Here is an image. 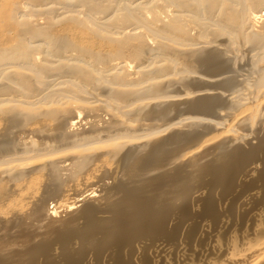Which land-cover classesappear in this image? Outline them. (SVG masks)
Listing matches in <instances>:
<instances>
[{
	"label": "bare ground",
	"instance_id": "6f19581e",
	"mask_svg": "<svg viewBox=\"0 0 264 264\" xmlns=\"http://www.w3.org/2000/svg\"><path fill=\"white\" fill-rule=\"evenodd\" d=\"M0 264H264V0H0Z\"/></svg>",
	"mask_w": 264,
	"mask_h": 264
},
{
	"label": "rangeland",
	"instance_id": "374dc122",
	"mask_svg": "<svg viewBox=\"0 0 264 264\" xmlns=\"http://www.w3.org/2000/svg\"><path fill=\"white\" fill-rule=\"evenodd\" d=\"M241 51H240V53L242 52V53H244L243 54V57L241 58V60H243L242 62H240V60H239V62H238V65H236V68H237V71L235 70V73H238L237 75H238V77L239 78H241L242 76V79L245 81L246 80V82H250V80L252 79V77H253V75L254 74H252V72L254 73V69H253V66L250 64L251 62H249V57L248 56H250L251 55V52L252 51H250V49L248 48V47H246V46H244V45H241ZM248 49H249V51H248ZM243 50V51H242ZM248 52V53H247ZM253 53V52H252ZM245 55V56H244ZM248 59H246V58ZM244 62V63H243ZM243 64H244V66H243ZM245 64H247V66L245 65ZM248 65H250V66H248ZM238 66H239V68H238ZM244 67V68H243ZM240 70H242V71H240ZM250 70V71H249ZM244 72V73H243ZM246 72V73H245ZM245 76V77H244ZM255 76V75H254ZM251 78V79H250ZM185 114V113H184ZM183 114L181 113V114H177V116L175 115V118L176 117H185L184 115L182 116ZM187 116V115H186ZM43 179L41 178V179H38V183H37V185L35 186L38 190H37V193H40L42 190H43V188H44V182L42 181ZM54 198L56 199L57 197H55V196H51V199L49 198L48 199V203H47V206L48 207H50L51 205H53L54 204Z\"/></svg>",
	"mask_w": 264,
	"mask_h": 264
}]
</instances>
